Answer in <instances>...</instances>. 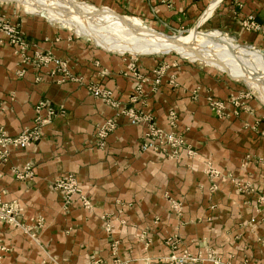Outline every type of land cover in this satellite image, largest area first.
Here are the masks:
<instances>
[{
	"label": "crops",
	"instance_id": "0c3cea01",
	"mask_svg": "<svg viewBox=\"0 0 264 264\" xmlns=\"http://www.w3.org/2000/svg\"><path fill=\"white\" fill-rule=\"evenodd\" d=\"M82 1L177 31L194 24L210 2ZM237 2L224 0L208 23L226 28L248 43L263 45L264 31L245 30L239 18L254 13L264 25V0H241L242 6ZM206 13L199 25L212 14L204 18ZM0 14L18 18L33 49L67 58L73 75L82 78L58 83L59 75L48 74L54 63L40 69L22 63L0 32V125L9 135L20 134L34 125L36 107L43 100L63 110L43 126L38 142L26 149H11L9 159L0 160V192L21 203L27 223L39 219L45 223L40 243L18 228L0 224V264H53L54 260L86 264L97 257L112 262L117 256L111 251V236L104 231L100 216L118 214L120 209L122 221L115 223L114 234L120 241L118 257L128 263L145 257L161 263L173 252L205 256L214 251L225 264H264V164L260 169L255 162L248 170L243 168L248 154L264 156V110L252 103L254 110L222 119L209 106L208 96L226 99L240 89L236 82L204 65L180 61L173 63L159 88L149 92L148 108L161 126H168L169 112L176 109L177 130L195 150L193 157H188L186 147L174 159L142 149L145 128L131 124L126 116H117L118 127L98 146L97 125L117 109L93 96L86 84L110 89L115 99L125 102L133 88L132 78L125 74L129 66L135 63L148 71L160 59L141 57L134 62L131 56L76 38L15 6L0 4ZM21 67L26 69L23 76L17 74ZM39 74H43L41 80H37ZM146 88L150 91L151 85ZM206 160L226 173L216 192L209 189ZM28 162L33 164V175L17 179L13 168L22 169ZM255 169H259L256 175ZM249 171L253 179L248 177ZM70 172L92 199L93 209L83 208L77 195L68 209L63 207L54 181ZM228 173L251 179L256 191L237 190ZM172 202L181 204V219ZM253 217L255 223L250 221ZM143 235L151 241L150 250L145 249ZM174 235L179 243L172 251L167 238Z\"/></svg>",
	"mask_w": 264,
	"mask_h": 264
},
{
	"label": "rangeland",
	"instance_id": "374dc122",
	"mask_svg": "<svg viewBox=\"0 0 264 264\" xmlns=\"http://www.w3.org/2000/svg\"><path fill=\"white\" fill-rule=\"evenodd\" d=\"M76 1H81V2H85V1H82V0H76ZM213 1V2H212ZM223 1L224 0H220L219 1V3L216 5V7H215V9L212 11V14L208 17V18H206V20L203 22V24H201V25H199V22H200V20H201V18H202V16L206 13V11L208 10V8L210 7V5H211V2L212 3H214L215 2V0H210V2L208 3V5L206 6V9H204L203 11H202V13L200 14V16L198 17V19H197V21L194 23V24H191V25H189V26H184V27H181V28H179V30L177 31V30H171V29H169V28H165V27H156L155 26V24L154 23H152V22H148L147 20H145L144 18H141V17H139V16H136V15H133V14H129V13H126V12H119V13H121V14H123V15H125V16H127V17H130V18H134V16H136V17H139V18H141L147 25H149L150 27H152V28H154L156 31H158V32H161V33H164V34H166V35H172V36H186V35H188L189 33H190V30H197L198 32L200 31H203V32H210V31H212V30H219V31H223V30H225L226 28H222V27H220V26H216V27H214V26H212L210 23H208L209 22V20H211L212 18H214L213 16H214V14L216 13V10H217V8L223 3ZM241 2V0H238V5H240V6H242V2ZM88 3V2H87ZM240 3V4H239ZM0 4H2V5H4V6H6V5H8V6H15L18 10H20L22 13H25V14H33V15H36V16H40L39 15V13L40 12H36L35 14L32 12H29V11H27V10H25L24 9V7H23V5H21L19 2H17V1H14V0H0ZM89 4H91V3H89ZM92 5H94V4H92ZM94 6H96V5H94ZM96 7H101V6H96ZM108 7V6H107ZM110 8V7H109ZM211 8H212V5H211ZM111 9H113V8H111ZM114 10V9H113ZM116 11V10H115ZM110 15H112L114 18H116V19H123V20H126L125 18H122V17H117V16H114L111 12H108ZM2 15V14H1ZM3 16H5V17H7L8 19L10 18V20H12L13 21V18L12 17H8V16H6V15H3ZM17 17V16H16ZM246 17V16H245ZM205 18V17H204ZM240 18H242V17H240ZM244 18V17H243ZM45 19H47V18H45ZM134 19H137V18H134ZM50 23H52V24H54L55 26H58V28H61V29H65L66 31H68V32H70V33H72V35L73 36H75L76 38H80V39H82V40H84V41H86V42H88V43H90V44H94L95 46H102V45H100V44H98L93 38H91V37H89V36H84V35H80L78 32H77V30L75 29V28H71V27H67V26H63V25H61L60 23H58V22H56V21H51L50 19H49V17H48V19H47ZM14 21H16V22H18L19 23V27L20 28H22L21 27V23H20V21L18 20V18L16 19V20H14ZM126 21H128V22H135V21H133V20H126ZM136 22H139V21H137L136 20ZM135 22V23H136ZM140 23V22H139ZM145 26V25H144ZM144 26H142V27H144ZM241 26V25H240ZM242 27V26H241ZM243 28V27H242ZM148 29V28H147ZM109 31V33H111L112 35H117L116 37H123V35L122 34H120L119 32H117V31H112L111 29H109L108 30ZM225 31H227L228 32V34H229V36L230 37H232V38H234L238 43H240V44H242L243 45V43H248V42H246L244 39H242V38H239L236 34H234V33H230L228 30H225ZM124 37H126V36H124ZM31 43V42H30ZM251 44H253L255 47H252V48H255V49H262L263 51H264V44L263 45H257V44H255V43H251ZM31 45H32V43H31ZM103 47V46H102ZM104 48H106V47H104ZM106 49H108V48H106ZM36 50H40V49H36ZM109 50H111V49H109ZM41 51H43V50H41ZM111 51H114V50H111ZM115 51H117V50H115ZM117 52H121L122 54H125V55H128V56H131V58H134V62H136V60H138L139 58H141V57H148V58H155V59H160V61L157 63V65L156 66H154L151 70H148V71H143L142 69H140L139 67H137V64H135V63H133L132 65H135V67L139 70V72H138V75H131L130 73H128L129 72V70H127L126 72H125V74H127V75H129L131 78H132V80H133V88H132V91H131V93L129 94V97H128V99L125 101V102H123V101H121V100H119V102H120V105H119V107H117L116 108V106H112L110 103H108V102H106L104 99H102V98H99V97H96L95 95H93L92 94V92L89 90V84L87 83L86 84V88H87V90L93 95V96H95L96 98H99V99H101V100H103V102L105 103V104H107V105H109V106H111V107H113V108H116L117 109V111H118V113L120 114V111H121V109H125V110H129V109H131V108H134L135 110H144V111H148V112H151V114H154V112L152 111V110H150L149 108H148V102H147V97L149 96V92H151V91H156L158 88H159V86L161 85V83H162V80H163V77L168 73V71H169V69L171 68V66H173V63H177V62H191V63H195V64H199V65H204L205 66V68H208V69H210V70H212V71H216V72H218L219 74H221L222 76H224V77H226V78H228L229 80H232V81H234V82H236L237 84H238V87L240 88L238 91H236L235 93H231L229 96H228V98L230 97V96H232V94H234L235 95V97H237L239 100H240V102H241V104L238 106V107H235L234 105H230L229 106V110L231 111V112H234V110H238V114H234V113H231L230 115H228V116H225V117H220V116H218V117H220V118H222V119H230L231 118V116L234 114V115H239V114H241L240 112H243V111H252V110H254V108H253V105H252V103H254V104H256L257 106H259L262 110H264V102H263V100H262V98H261V94H260V92H258L257 90H255L248 82H246L244 79L243 80H241L242 78H240V77H238L237 75H234V74H231V73H229V72H226V71H222L221 69H219L217 66H215L214 64H211V63H208V62H205V61H200V60H196V61H193V60H191V59H188L187 57H185L184 55H181V54H179L177 51H175V50H171V51H169V52H153V53H146V54H139V53H132V52H130V51H117ZM262 53V52H261ZM184 56V57H183ZM57 57H59V56H57ZM61 59H64L65 61H67V64H68V66H69V68H70V73H71V76H72V78L71 77H69L68 79H66L64 82H66V81H69V80H81L82 78L81 77H77V76H74L73 75V73H72V71H71V66H70V61L67 59V58H63V57H60ZM52 63H54V62H52ZM54 69L56 68V63H54ZM35 67V66H34ZM42 67V66H41ZM40 67V68H41ZM36 68V67H35ZM39 68V69H40ZM38 69V68H37ZM247 69H251L250 67L249 68H247ZM158 71H160L161 73H162V75H161V82L159 83V84H157V83H155L156 82V79H157V77H158ZM245 71H248V70H245ZM244 71V72H245ZM141 74L145 77H143L144 78V81H140V82H138V84H137V81H139V80H141ZM62 75V74H61ZM61 75H59V78L58 79H60V77H61ZM231 76H233V77H235L236 79H234V78H232ZM40 74L37 76V80H41L40 78ZM58 79H57V82L58 83H63V82H59L58 81ZM174 79V78H173ZM238 79V80H237ZM140 83H143V87L141 88V90H142V93H138V91H139V85H141ZM148 84H150L151 85V88H150V91H148L147 90V85ZM173 84L175 85L176 83H175V79H174V82H173ZM102 87V86H101ZM102 88H104V87H102ZM104 89H107V88H104ZM107 90H110V89H107ZM111 91V90H110ZM198 90H196V95H195V98L197 97V92ZM111 95H112V98L114 99V100H118V99H115L114 97H113V92L111 91ZM210 95V94H209ZM212 96V95H211ZM213 97V96H212ZM137 98V99H136ZM228 98H226V101H229V99ZM133 99H136V100H133ZM41 102H46V104L48 103V107H52L53 109H55L56 111H57V114H55L54 116H56V115H58L59 114V111L60 112H62L63 113V110H59V109H56L54 106H52L48 101H46V100H43V101H40L39 103H38V105L41 103ZM138 104H140L139 106H137ZM37 105V106H38ZM36 109H37V107H36ZM47 111H48V108L46 107V108H44L43 109V111H42V114L44 115V117L45 116H47ZM212 111V110H211ZM117 113V112H116ZM170 115H172V113H175L176 114V117H175V125H171L170 124V122H169V120H170V118L168 119V126L167 127H164V126H161L158 122H157V119H156V116H155V114H154V119H155V121L157 122V124L161 127V128H163L164 130H166L167 132H171V131H173V132H175L176 133V135H178V136H182L183 137V139H184V142L179 146V148L177 149V153H175L174 154V156H171V154H172V152H170L169 151V156L166 154V152H162L163 154H165V156L166 157H168V158H170V159H174V158H179L180 157V155H181V149L182 148H184V147H186V149H187V155H188V157H193L194 155H195V150H193L190 146H189V143H188V141H187V139H186V137L184 136V134L183 133H181V132H178V130H177V121H178V114H177V112H176V109H171L170 110ZM169 115V116H170ZM54 116H52V118H51V120L54 118ZM117 116H126L127 118H128V120H129V122L131 123V124H133V125H139V126H143L144 128H145V132H144V138H143V141H142V143H141V148L143 149V145H144V143L146 142V140L148 139V136H147V131H148V126H147V121H145V120H141L140 122H138V123H132L131 121H130V119H129V117L127 116V115H125V114H120V115H117V114H115V115H113V116H111V117H109V118H107V119H105L104 121H102L101 123H99L98 125H97V127L99 128V127H101L102 125H104L105 124V122L107 121V120H109V119H116V127H115V129L118 127V125H119V118H117ZM36 118V117H35ZM51 120L49 121H47L45 124H47V123H49V122H51ZM43 128V127H42ZM98 128H97V130H96V137H97V139H98V146H103L104 144H105V141H106V138L115 130V129H113L112 131H110V133L106 136V138H105V140H104V144L103 145H100V137H99V135H98ZM263 134H264V132H263ZM42 135H43V133H42ZM42 135H41V137L38 139V140H36V141H34L32 144H34V143H36V142H38L41 138H42ZM31 144V145H32ZM30 145V146H31ZM29 147V146H28ZM27 147V148H28ZM0 149H1V146H0ZM8 149H9V151H11V149H18V148H14L13 146H8ZM19 149H26V148H19ZM161 152V151H160ZM171 157H173V158H171ZM254 158V159H253ZM253 158H252V155H250V154H248L247 156H246V158H245V160L243 161V168H245V169H247L248 170V168H249V166H250V164L251 163H253V162H255V165H256V167H260V164H264V156H260V155H254L253 154ZM9 159V157L7 158V160ZM0 160L1 161H7V160H3V159H1L0 158ZM31 163V162H30ZM32 164V163H31ZM23 169V168H22ZM260 169V168H259ZM259 169H255L254 170V172L253 173H255V175L256 174H258L259 173ZM31 171H32V173L30 174V175H28V176H26V177H23V178H21V177H19L18 175H17V173H16V169L15 168H13V172H14V175H15V177L17 178V179H19V180H23V179H26V178H28V177H31L32 175H33V173H34V170H33V164H32V168H31ZM249 173V175H248V177H251V179H253V174H252V172H248ZM69 174H72L75 178H76V181H77V185H78V187H80L81 188V185H80V182H79V180H78V178L75 176V174H73V173H67V174H63V175H61V176H59V177H57L56 179H55V181H54V184H55V187H56V189L61 193V195H62V202H63V207H65L66 209H68L69 208V206L72 204V201H73V198H74V196L75 195H77L78 197H79V199H80V201L82 202V207L83 208H86V209H89V210H91V209H93L94 208V205H91L90 207H87V205L83 202V200H81L82 198H80V192H76V193H73V194H71L72 196H71V199H69V202H67L66 201V198H65V195H64V193H65V190H64V188H62L61 186H59V182H58V180H59V178H64V177H67ZM205 174H207V176H209V179L211 180L210 182H211V184H210V186H209V189L212 191V192H216L217 190H219V188H220V182L221 181H223V174H226V173H224V171L222 170V169H220V168H218V167H216L214 164H213V162L212 161H210V160H206L205 161ZM229 174V173H228ZM228 178L231 180V182L234 184V186L236 187V189L237 190H239V191H251V192H254V191H256V189H255V187H254V184H253V181H251V179H242V178H239V177H234V176H231L230 174L228 175ZM232 178H234L235 180H232ZM246 183H250L247 187H245V184ZM82 189V188H81ZM83 191V190H82ZM84 192V191H83ZM82 192V193H83ZM84 194V196L87 198V199H89L90 201H92V199L90 198V196L87 194V193H83ZM0 195L2 196V198L4 199V200H8V201H15V202H17V204H18V206H19V221H20V225H15V224H11V223H9V222H1L0 224H5V225H8V226H10V227H13V228H18V229H20V230H22L25 234H27L30 238H32V239H34L35 241H37V242H39L40 243V234H41V231H42V229H43V227L45 226V223H44V221L43 220H38L37 222H33V223H27L26 221H25V218H24V214H23V206L21 205V203L17 200V199H6L5 197H4V195H3V193L2 192H0ZM262 198H264V196H262ZM172 205H173V207L177 210V209H179V211L180 212H178V216H179V219H181L182 218V212H183V209H181L182 208V206H181V204L180 203H178V202H172ZM259 208V207H258ZM182 210V211H181ZM120 211V210H119ZM112 215H114V214H112ZM100 218H101V221H102V227H103V229H104V231L109 235V236H111V251H112V253L114 254V255H116L117 257L115 258V260H113L112 262H108V261H106L104 258H101V257H97V258H92V259H90L86 264H88V263H93V261H96V260H98V259H101L102 261H104V262H106V263H108V264H115L116 262H119L120 264H131V263H128L127 261H124V260H121L118 256H119V246H120V241H119V239L115 236V228H114V230L112 231V232H108V231H106V229H105V227L107 226V223H109L110 221H113L112 220V216L111 215H108L107 213H104V214H101V216H100ZM111 218V219H110ZM108 219H110V220H108ZM251 222H253V223H255L256 222V218L255 217H253V218H251V220H250ZM116 222H118V221H116ZM116 222H114L113 221V223H114V226L116 227ZM144 236V238H145V249L146 250H150V243H151V241L148 239V237L146 236V235H143ZM172 237H174L175 239H176V235H174V236H172ZM118 240V241H117ZM167 240H168V238H167ZM171 243V249H172V251H175L177 248H178V243H179V241H176V243L174 244L175 245V247H173V241L172 242H170ZM185 252H187V251H185ZM184 252V253H185ZM184 253H182V254H180V255H178V254H176V255H178V256H181V255H183ZM172 254V253H171ZM195 256H198V258H199V260H201L202 258H205L206 260H205V264H214V262L213 261H208V259L209 258H214V257H216V258H220V260H221V262L222 263H224L223 262V260H222V258L218 255V254H216L214 251H211V252H208V254L207 255H205V256H202L201 254H198V255H195ZM135 260H137V263H135V264H170L171 262H170V260H168L167 258H165V259H163V261L164 262H161V263H157V262H153L152 260H151V257H145V258H137V259H135ZM196 261V262H192V263H187V264H200L201 262L200 261ZM56 262H58V263H62V264H74V263H66V262H61V261H59V260H54V262H53V264H56ZM200 262V263H199ZM225 264V263H224Z\"/></svg>",
	"mask_w": 264,
	"mask_h": 264
},
{
	"label": "built area",
	"instance_id": "2783aa9c",
	"mask_svg": "<svg viewBox=\"0 0 264 264\" xmlns=\"http://www.w3.org/2000/svg\"><path fill=\"white\" fill-rule=\"evenodd\" d=\"M241 3V2H240ZM239 3V4H240ZM240 25L249 32H255L259 33L264 31V25L257 21L256 16L254 13H251L247 15L244 18H239ZM0 32H2L9 44H11L14 48V52L19 55L22 63H31L36 68H40L41 66H46L51 62L56 63V68L49 71V76L54 75H61L60 79H58L59 82H64L69 77L72 78L70 73V68L67 64V61L64 59H61L60 57H57L55 54H53L51 51H41L33 49L30 42L25 37V33L23 30L19 27V23L16 21L10 20L7 17L0 14ZM26 72V69L24 67H21L17 70V74L19 76H23ZM139 70L135 67V65L129 66V72L131 75H138ZM158 77L156 79L157 84L161 82V75L162 73L160 71L157 72ZM43 74H40V79L42 78ZM144 76L141 74V80L137 81H144ZM174 82V79H173ZM139 85V91L138 93H142L141 88L143 87V83H140ZM89 90L92 92L93 95L96 97L104 99L106 102L110 103L112 106L119 107L120 102L119 100H114L111 95V91L102 88L100 85L95 83L89 84ZM137 99V98H136ZM133 99V100H136ZM209 99V106L213 113L220 117H225L230 115L231 113L238 114V110H234V112H231L228 108L230 105H234L235 107H238L241 102L240 100L235 97L234 94L230 96L228 99L229 101H226V99L223 98H216L212 96H208ZM48 103L41 102L37 106V115L34 120V125L25 127L23 131L18 135H9L6 130L0 125V158L3 160H7L8 157H10V151L8 149V146H13L14 148H27L30 146L34 141L38 140L42 135V127L45 125V123L49 120H51L52 116L57 114V111L53 109L52 107L47 106ZM48 108L47 116L44 117L42 114V111L44 108ZM117 115L125 114L129 117L130 121L132 123H138L141 120L147 121L148 131L147 136L148 139L143 145V149H153L156 151L166 152V154L169 156V151L172 152L171 156H174L175 153H177V149L179 146L184 142V139L182 136L176 135L175 132H167L163 128H161L157 122L154 119V114H151V112H146L144 110H135L134 108H131L129 110H123L121 109L120 114L116 113ZM175 117L176 114L172 113V115L169 116L170 124L175 125ZM116 127V119H109L105 122L104 125L98 128V135L100 139V145L104 144V140L106 136L115 129ZM170 157V156H169ZM173 158V157H171ZM23 169L15 168L16 173L19 177L23 178L32 173L31 168L32 164L30 162L26 163L23 167ZM232 180H235L232 178ZM59 186L64 188L65 190V198L66 201L69 202V199H71V194L80 192V198L83 200V202L87 205V207H90L93 205V202L87 199L84 196V192L80 187L77 185L76 178L69 174L67 177L59 178L58 180ZM250 183H246L245 187H247ZM251 185V184H250ZM83 192V193H82ZM121 211V209H120ZM120 211L118 214H108L112 216V220L114 222L120 221ZM19 206L17 202L15 201H8L4 200L2 196L0 195V223L1 222H9L11 224L20 225L19 221ZM111 219V218H110ZM108 219V220H110ZM113 221H110L107 223V226L105 227L106 231L112 232L114 228ZM122 221V220H121ZM118 241V240H117ZM173 241V247H175V243L177 239H175L172 236L168 237V243L171 247V243ZM176 248V247H175ZM168 260H170V264H187L196 262L199 260L198 256H195L191 254L190 252H185L183 255L178 256L174 252L170 254L167 257ZM205 258H202L199 260L200 264H205ZM213 261L214 264H224L221 262L220 258H209L208 261ZM56 264H62L56 262ZM88 264H108L101 259H98L96 261H93V263ZM115 264H120L119 262H116Z\"/></svg>",
	"mask_w": 264,
	"mask_h": 264
},
{
	"label": "bare ground",
	"instance_id": "6f19581e",
	"mask_svg": "<svg viewBox=\"0 0 264 264\" xmlns=\"http://www.w3.org/2000/svg\"><path fill=\"white\" fill-rule=\"evenodd\" d=\"M14 1L19 2L29 12L36 13L45 10L51 21L75 28L80 35L89 36L98 44L114 51L146 54L175 50L193 61L200 60L214 64L222 71L237 75L242 78L241 80L248 82L260 92L264 102V51L244 46L230 37L228 33L219 30L210 32L190 30L186 36H167L164 33H157L154 28L139 19L123 16L128 20H137L145 26L136 21L135 23L116 19L108 13L111 11L103 12L87 2L76 0ZM219 1L211 2L212 8L210 5L204 17L211 14ZM109 29L119 32L123 37L112 35ZM249 67L251 69H247Z\"/></svg>",
	"mask_w": 264,
	"mask_h": 264
},
{
	"label": "water",
	"instance_id": "95a60500",
	"mask_svg": "<svg viewBox=\"0 0 264 264\" xmlns=\"http://www.w3.org/2000/svg\"><path fill=\"white\" fill-rule=\"evenodd\" d=\"M101 11H111L113 14L117 15V16H120V17H123L124 15L119 13L118 11H115L107 6H102V7H98ZM39 15L43 18H47L48 19V16H47V13L45 12V10H42ZM156 31V30H155ZM157 33H161V32H158L156 31ZM223 32L225 33H228L227 31L223 30ZM167 36H170V35H167ZM244 46H248V47H255L253 44L251 43H243Z\"/></svg>",
	"mask_w": 264,
	"mask_h": 264
}]
</instances>
